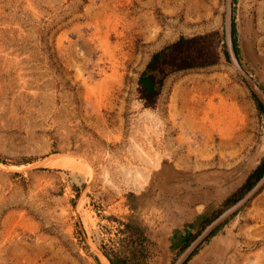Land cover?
<instances>
[{"label": "rangeland", "instance_id": "374dc122", "mask_svg": "<svg viewBox=\"0 0 264 264\" xmlns=\"http://www.w3.org/2000/svg\"><path fill=\"white\" fill-rule=\"evenodd\" d=\"M225 5L0 0V264H105L104 252L132 253L127 224L145 233L144 264H176L247 194L264 113L230 61ZM234 26L240 64L264 91V0H234ZM217 33L218 63L168 75L146 106L138 82L152 56ZM60 157L73 160L47 164ZM196 252L188 264H264V188Z\"/></svg>", "mask_w": 264, "mask_h": 264}, {"label": "trees", "instance_id": "16d2710c", "mask_svg": "<svg viewBox=\"0 0 264 264\" xmlns=\"http://www.w3.org/2000/svg\"><path fill=\"white\" fill-rule=\"evenodd\" d=\"M235 45L237 48L236 40ZM224 47V36L217 33L191 38L181 37L177 42L155 53L138 82L139 93L141 98L146 101V106L154 107L156 105L161 95L164 80L168 75L179 71L207 68L218 63ZM259 108L264 113V108L260 103ZM263 175L264 162L256 169L252 177L258 181ZM126 228L132 240V253L115 254V256L108 252H104V254L111 264H144L147 250L145 233L140 230L133 231L129 224L126 225ZM219 230L209 239L214 237Z\"/></svg>", "mask_w": 264, "mask_h": 264}, {"label": "water", "instance_id": "95a60500", "mask_svg": "<svg viewBox=\"0 0 264 264\" xmlns=\"http://www.w3.org/2000/svg\"><path fill=\"white\" fill-rule=\"evenodd\" d=\"M233 2L234 0H226L225 5V41L227 44L228 55L233 66L240 72L245 82L249 86L254 96L264 107V91L261 87L249 77L246 71L242 68L237 56V51L234 42L233 30ZM264 188V175L256 181L253 187L247 194L222 212L214 221H212L201 234L185 249L182 256L178 259L176 264H186L190 261L196 251L221 227H223L229 220L241 212L249 202H251Z\"/></svg>", "mask_w": 264, "mask_h": 264}, {"label": "bare ground", "instance_id": "6f19581e", "mask_svg": "<svg viewBox=\"0 0 264 264\" xmlns=\"http://www.w3.org/2000/svg\"><path fill=\"white\" fill-rule=\"evenodd\" d=\"M155 26V23L152 22V21H142L138 24V27L144 31V34H148L151 32V29ZM154 38V37H153ZM204 98V97H203ZM189 99V98H188ZM193 99H195V97H193ZM200 100H197V103L199 104ZM195 104V103H194ZM220 104H223V100L221 99L220 101ZM197 105V104H196ZM200 105V104H199ZM209 106L210 109H215L216 108V105L214 103V98H211L207 104ZM190 107V106H188ZM196 107V106H195ZM218 108V107H217ZM228 108V107H226ZM191 109H193L191 107ZM197 109V108H196ZM207 113V112H206ZM151 114V112H150ZM189 114V113H188ZM191 114V113H190ZM192 115V114H191ZM196 115V114H195ZM198 115V114H197ZM208 115V113H207ZM190 117V116H189ZM197 117V116H196ZM190 150V149H189ZM61 158V159H60ZM60 158H55V159H51V160H48L47 161V164L49 166H52V167H64V166H68V163L70 161H72L73 159L72 158H69V157H60ZM105 264H111L107 259L103 258Z\"/></svg>", "mask_w": 264, "mask_h": 264}, {"label": "crops", "instance_id": "0c3cea01", "mask_svg": "<svg viewBox=\"0 0 264 264\" xmlns=\"http://www.w3.org/2000/svg\"><path fill=\"white\" fill-rule=\"evenodd\" d=\"M172 235L174 236L173 238H171L172 242L178 243V241L184 240V238L187 237V235H188V222L183 227H180L178 231H174V233H172Z\"/></svg>", "mask_w": 264, "mask_h": 264}]
</instances>
